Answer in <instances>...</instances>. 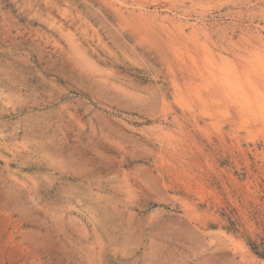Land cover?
Returning a JSON list of instances; mask_svg holds the SVG:
<instances>
[{
  "label": "rangeland",
  "instance_id": "obj_1",
  "mask_svg": "<svg viewBox=\"0 0 264 264\" xmlns=\"http://www.w3.org/2000/svg\"><path fill=\"white\" fill-rule=\"evenodd\" d=\"M264 0H0V264H264Z\"/></svg>",
  "mask_w": 264,
  "mask_h": 264
},
{
  "label": "trees",
  "instance_id": "obj_2",
  "mask_svg": "<svg viewBox=\"0 0 264 264\" xmlns=\"http://www.w3.org/2000/svg\"><path fill=\"white\" fill-rule=\"evenodd\" d=\"M249 245L255 254H257L258 256L264 257V243L263 242H260V243L250 242Z\"/></svg>",
  "mask_w": 264,
  "mask_h": 264
}]
</instances>
